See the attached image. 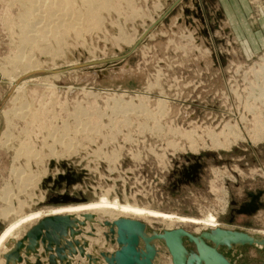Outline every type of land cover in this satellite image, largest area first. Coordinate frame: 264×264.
Masks as SVG:
<instances>
[{
  "label": "rangeland",
  "instance_id": "1",
  "mask_svg": "<svg viewBox=\"0 0 264 264\" xmlns=\"http://www.w3.org/2000/svg\"><path fill=\"white\" fill-rule=\"evenodd\" d=\"M108 1L96 28L70 31L61 45L48 39L44 52L20 44V1L0 0V234L15 218L2 210L20 201L30 212L65 206L52 202L60 195L78 199L71 206L109 192L177 217L212 213L217 228L264 238V141L253 142L264 121V0ZM19 52L40 70L22 77L27 62L12 63ZM230 132L244 140L215 149V138L233 141ZM259 192L263 206L238 213ZM129 218L148 232L212 229ZM157 248L156 264H172L165 244ZM220 250L235 264H264V248Z\"/></svg>",
  "mask_w": 264,
  "mask_h": 264
},
{
  "label": "water",
  "instance_id": "2",
  "mask_svg": "<svg viewBox=\"0 0 264 264\" xmlns=\"http://www.w3.org/2000/svg\"><path fill=\"white\" fill-rule=\"evenodd\" d=\"M262 192L253 196L248 207L251 214L262 207ZM78 201L68 194L52 200L54 204ZM103 233L106 245L101 247L97 229ZM194 243L197 252H189L184 239ZM159 242L165 244L172 264H235L219 251L221 247L235 251L239 247L264 248V238L241 231L222 228L209 229L195 235L184 228L148 232L147 224L136 219L98 220L95 213L47 216L29 226L23 236L12 238L2 258L5 264H156L159 261ZM116 246L114 251L107 247Z\"/></svg>",
  "mask_w": 264,
  "mask_h": 264
},
{
  "label": "bare ground",
  "instance_id": "3",
  "mask_svg": "<svg viewBox=\"0 0 264 264\" xmlns=\"http://www.w3.org/2000/svg\"><path fill=\"white\" fill-rule=\"evenodd\" d=\"M19 1L21 3L23 12H21L22 14L19 18L20 21H18V23L16 24H13L12 27L16 26L15 28L18 27L21 30V34L19 36L20 41L22 42H20V44L22 43V45H24L23 48L25 47L26 49H28L27 47H29L31 51H35L36 49H42L43 47L44 52L48 51V49L43 46V43L46 42V40L48 41V39H53V41L57 45H61V43L63 44V42H65L66 36L70 31H75L76 36L80 38L86 31L96 28L98 24H100L99 22L101 21V9H103V6L105 7L106 2L109 3L108 0H18V3ZM76 3H79L77 7ZM70 5L73 6V9L68 11L66 8ZM64 6L66 8H63ZM11 24L12 23L8 25L11 27ZM15 30L16 29H14V31ZM49 47L50 46H48V48ZM31 55L32 53L25 54L19 52L12 61L13 65L15 64V66L27 62V65L24 67L21 73L22 77L29 75V73H34L40 70L36 65H34ZM261 70L264 71V66L261 67ZM19 77L17 76L18 79ZM18 84L19 82L16 85ZM20 87H18V90H20ZM12 91L15 92L14 86L12 88ZM258 100L264 106V77L263 84L260 87ZM259 125L260 127H258L260 130L256 133L253 141L255 143H261L262 141H264V121L261 122ZM233 132H230L232 134V137L234 138L233 141H231L229 137L223 142H221L220 139L215 138L213 140L214 148L229 150L231 146L237 141L244 140V138H242V134L240 135V133ZM178 134L180 135L179 132ZM185 136H187L188 139L190 138V141L192 143L191 147L193 148V150H196L198 145L196 142L193 141L194 138L192 137L191 133H186ZM13 172L16 174L15 176H19L20 178H22L21 176L23 172L20 171V169L17 171L15 170ZM33 178L34 176L30 175L27 180L24 179L26 181L25 184L27 187L29 186V183L31 186L35 183V180ZM6 193L7 194L5 195L3 200L9 202L10 195H8L9 192ZM24 205L25 201H20V210L15 211L14 208H10V210H2V216L4 218H9L10 216H14L15 218L13 219V221L9 222V224L0 234V264H5L2 256L7 250L6 245L9 240L12 238L20 237L21 234L19 233H21L22 230H26L28 226L35 224L36 222L47 216L64 215L69 213L79 214L83 212H92L97 215L98 220H100L101 222L103 221L100 219L99 215L103 216L106 219L109 218L110 221H115L121 218H129L130 216H133L136 218L138 217L153 222L154 220H162L163 222L165 221L168 223L178 222L181 224H189L196 227L203 226L204 228L208 227L212 229L217 228L219 226L218 218L212 213L208 214V216L204 219L177 217L175 215L166 214L164 212H160L151 208L140 207L129 203L123 204L117 198L111 199L109 192L102 194L97 200L91 201L89 203L84 202L80 205L71 204V206L65 205L63 207L59 206L57 208L55 207L48 209H38L34 211L31 210L30 212H25L21 209L24 207ZM200 229L201 228H197L196 231L199 232ZM99 230L100 229L98 228V238L90 239V241L93 243L99 242V244L101 243V241H103L105 245L106 241L105 239H103L104 237H102V233L100 235L101 231Z\"/></svg>",
  "mask_w": 264,
  "mask_h": 264
},
{
  "label": "flooded vegetation",
  "instance_id": "4",
  "mask_svg": "<svg viewBox=\"0 0 264 264\" xmlns=\"http://www.w3.org/2000/svg\"><path fill=\"white\" fill-rule=\"evenodd\" d=\"M183 175H184V177H188V178H190V179H192V180H197V179H198V170H197V168H190V169L187 168V169H184V171H183ZM253 196H254V195L251 194V198H250V200H249V201H245V202L243 203V205H241L240 209H238V213H240V214H244V213H246V212H248V211H251V207L249 208V207H248V204H250V203L252 202V200H253ZM260 201H261V200L258 201V205H259ZM185 240H187L188 243L194 245V248H193V249L189 248V245H190V244L187 245V244L185 243ZM184 245H185V247L187 248V250H188L189 252H197V247H196V245H195L194 243L189 242L187 238L184 239ZM219 251H220L221 253L224 254V252H222L220 249H219ZM224 255H225V254H224ZM225 256H226V255H225ZM227 257H228V256H227ZM232 262H234V261L232 260Z\"/></svg>",
  "mask_w": 264,
  "mask_h": 264
}]
</instances>
